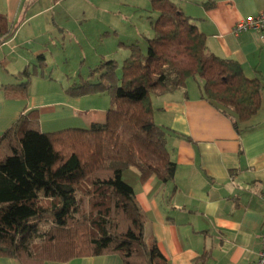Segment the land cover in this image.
Returning <instances> with one entry per match:
<instances>
[{
  "label": "trees",
  "instance_id": "16d2710c",
  "mask_svg": "<svg viewBox=\"0 0 264 264\" xmlns=\"http://www.w3.org/2000/svg\"><path fill=\"white\" fill-rule=\"evenodd\" d=\"M151 5L158 16L146 50L124 44L130 55L122 64L103 58L86 78L64 89L72 97L107 93L103 125L44 132L38 111L31 110L2 134L0 256L43 264L115 253L123 264H165L157 242L145 233L147 216L122 178L130 167L163 183L175 177L168 130L155 121L152 96L185 89L194 78L202 97L229 116L239 132L261 109L262 78L247 77L238 61L212 53L206 35L173 1L152 0ZM24 20L21 16L11 26L0 12V46ZM39 63L46 65L44 57ZM31 74L28 67L14 74L28 80L6 88L27 91ZM195 261L205 264L207 255Z\"/></svg>",
  "mask_w": 264,
  "mask_h": 264
},
{
  "label": "crops",
  "instance_id": "0c3cea01",
  "mask_svg": "<svg viewBox=\"0 0 264 264\" xmlns=\"http://www.w3.org/2000/svg\"><path fill=\"white\" fill-rule=\"evenodd\" d=\"M64 1L66 6L53 11ZM121 1L86 0L85 8L86 11L93 8L96 11H153L151 4L146 9L140 5L126 8V3ZM171 1L192 17L206 35L212 53L238 61L247 77L264 81V37L255 31L240 35L232 32L238 20L262 11L264 0ZM211 2L214 4L208 6ZM104 4H114L115 10L105 8ZM81 8L80 0H0V12L7 15L11 26L21 16L25 17L14 36L0 46V80L3 81L0 83V138L22 113L31 110L38 111L44 132L91 128L105 123L110 105L107 93L72 97L63 89L77 84L81 77L86 78L103 58L116 59L122 64L130 55L124 44H139L138 38H112L116 41L115 50L109 47L95 54L84 71L87 75L81 73L82 68L77 77L62 73L66 80L71 79L65 86L53 83L51 77L35 76L33 79L37 82L46 83V91L33 92L31 80L28 100L18 94L21 89L6 88L8 84H18L13 82L14 74L39 62V57H44L47 65L55 63L49 56L53 55L49 45L58 44L55 25L64 28L71 12ZM141 33L147 39L154 34L151 25L145 31L137 30L136 34ZM152 102L156 123L168 130V147L177 168L174 179L167 183L154 174L145 176L135 167L122 173L147 216L146 235L157 242L166 257L165 264H203L195 261L202 254L207 255L205 264H254L261 249L264 221V90L261 109L242 125L248 127L243 132L234 128L229 116L202 97L200 83L194 78L188 79L185 89L153 95ZM0 264L21 263L0 256ZM43 264H123V261L119 254L112 253L66 261L47 260Z\"/></svg>",
  "mask_w": 264,
  "mask_h": 264
},
{
  "label": "rangeland",
  "instance_id": "374dc122",
  "mask_svg": "<svg viewBox=\"0 0 264 264\" xmlns=\"http://www.w3.org/2000/svg\"><path fill=\"white\" fill-rule=\"evenodd\" d=\"M67 1L73 2V0ZM85 2L86 0H80V3L83 4V8H81V11L71 12L72 16L70 15L68 19L69 22L65 23L66 25L64 28L55 25L54 36L58 38L56 39L58 44L56 47L49 45V50L53 55H49L50 52L48 55L52 56L51 59L55 60L57 64L50 62L49 65L40 66V63L37 61V63L28 66V70L32 73L30 84L31 80L32 84L34 82L33 92H39L41 94L46 91V83L44 84L40 80L37 82L36 79H33L35 76L41 78L42 76L45 78L51 77L54 80L56 79L55 81L52 80L53 83H62L65 86L70 83L71 80H66L63 77L65 72L77 77L78 71L82 68L81 73L87 75L88 73H85V70L88 68L87 66H89L91 58L95 54L106 49L111 48L114 51V43L116 41H112V38H117V36H119V40L120 38L127 39L129 36H131L130 39L132 37L138 38L137 42L146 50L147 38L144 37L143 33H136L137 30L141 32L145 31L149 25H151L152 28V22L158 16V13L154 11L153 8V11H128L126 9L125 11H96L95 8H93L92 11H86L85 7H87V2ZM121 2L126 3L124 6L126 8H134L140 5L142 8L146 9L149 7H147V5L152 3V0H122ZM64 5L66 6V1L62 2V4H60L57 9H53V11H60L59 9H62ZM113 6L114 4L107 6L104 4V7L109 10H115ZM151 19L153 20L152 22ZM111 42H113V44H111ZM119 45L122 46V43H119ZM62 53L64 54L63 56L61 55ZM1 68L0 66V69ZM27 80L28 78L24 76L21 79L13 80V82L24 83ZM1 82H3L2 79L0 80V83ZM30 87L31 85L27 91L21 90L18 93L25 100L30 98Z\"/></svg>",
  "mask_w": 264,
  "mask_h": 264
},
{
  "label": "built area",
  "instance_id": "2783aa9c",
  "mask_svg": "<svg viewBox=\"0 0 264 264\" xmlns=\"http://www.w3.org/2000/svg\"><path fill=\"white\" fill-rule=\"evenodd\" d=\"M248 31H255L264 37V9L256 15L238 20L232 29L234 35H240ZM254 264H264V221L261 231V249Z\"/></svg>",
  "mask_w": 264,
  "mask_h": 264
}]
</instances>
